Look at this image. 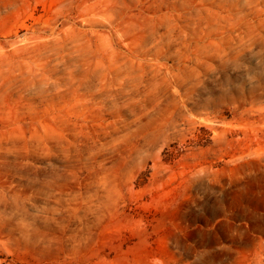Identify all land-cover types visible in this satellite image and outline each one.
I'll return each mask as SVG.
<instances>
[{
  "label": "rangeland",
  "instance_id": "obj_1",
  "mask_svg": "<svg viewBox=\"0 0 264 264\" xmlns=\"http://www.w3.org/2000/svg\"><path fill=\"white\" fill-rule=\"evenodd\" d=\"M0 264H264V0H0Z\"/></svg>",
  "mask_w": 264,
  "mask_h": 264
}]
</instances>
